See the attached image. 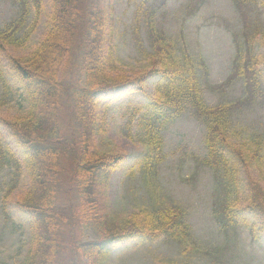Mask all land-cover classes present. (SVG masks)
Returning a JSON list of instances; mask_svg holds the SVG:
<instances>
[{"label":"trees","instance_id":"1","mask_svg":"<svg viewBox=\"0 0 264 264\" xmlns=\"http://www.w3.org/2000/svg\"><path fill=\"white\" fill-rule=\"evenodd\" d=\"M14 1L19 5V13L0 28V109L9 105L13 92L2 54L8 46L26 48L44 13V0ZM167 2L141 0L139 4V10L148 5L151 50L143 52L147 61L135 72L124 70V61L115 52L110 15L113 9L107 0H52L42 39L29 51L10 57L28 102L21 113L3 116L0 110V120L10 129L24 157L22 162L0 136V174L6 168L9 176L1 203L6 218L10 217V196L23 178H28L17 205L20 214L30 221L31 239L24 259L17 264H57L69 219H74L70 223L72 237L84 224L96 226L104 233L102 239L86 241L85 245L73 241V250L79 251L77 256L82 264H107L108 255L117 247L143 237L153 240L160 233L170 235L187 251L191 228L186 222V211L159 199L155 176L165 158L164 131L168 123L189 108L206 125L208 154L203 163L223 180L214 207L222 230L235 229L241 212L247 211L255 216V221L245 216L242 220L254 237L258 229L264 232L262 144L257 141L250 150L246 144L230 140L234 125L232 107L236 102L251 104L258 98L264 66L252 50L243 51L239 46L232 71L245 94L234 103L208 104L200 76L205 62L195 59L186 48L180 52L158 31L157 13ZM235 2L242 12L245 0ZM246 42L252 45L249 39ZM155 74L160 78L155 94L149 95L147 82ZM117 88L123 94L140 91L145 95L143 102L130 110L125 126L128 138L137 135L145 145L138 164L153 204L140 207L119 224L110 225L113 217L106 215L108 187L113 173L127 156L108 137L105 111L115 100L113 93ZM65 166L69 167L64 175ZM241 166L247 172L244 207H239ZM252 167L258 170L259 178L252 174ZM59 189L72 196L63 198Z\"/></svg>","mask_w":264,"mask_h":264},{"label":"rangeland","instance_id":"2","mask_svg":"<svg viewBox=\"0 0 264 264\" xmlns=\"http://www.w3.org/2000/svg\"><path fill=\"white\" fill-rule=\"evenodd\" d=\"M140 2L107 0L108 6L113 9L110 15L115 52L124 61L123 69L131 72L142 68L147 61L143 52L151 50L148 5L139 10ZM236 3L235 0H168L157 13L158 31L180 52L186 48L195 59L202 58L205 62L206 68L202 67L200 76L204 98L210 105L233 102L245 94L243 85L232 71L239 46L243 51L252 50L264 66V0H245L243 15ZM51 9L52 0H44L41 23L26 48L8 46L2 54L4 70L13 87L11 102L0 109L3 116L24 112L28 106L26 92L13 70L10 57L29 51L42 39ZM18 13L17 2L0 0V28ZM159 78V74L149 78L147 94H155ZM262 80L260 95L251 104L233 102L234 125L230 140L246 144L250 150L258 141L262 144L264 155V75ZM113 94L115 100L105 111L108 137L127 156L113 173L108 187L106 215L113 217L110 225L119 224L140 207L153 204L151 191L138 164L145 145L137 135L128 138L125 126L130 110L143 102L145 95L140 91L123 94L119 88ZM0 136L3 143L9 145L24 162L21 147L1 120ZM205 136L206 125L193 108L168 123L164 131L165 158L155 176L159 199L166 205L175 204L186 211V222L191 228L187 251L180 242L166 233H160L153 240L143 237L117 247L108 255L107 264H264V232L258 229L254 237L242 220L245 216L249 221H255L252 213L241 212V220L229 232L222 230L217 222L214 207L223 180L220 174L203 163L202 159L208 154ZM68 167L65 166L64 175ZM251 171L254 176L260 177L256 167H252ZM240 177L242 194L239 207H244L247 203V172L243 166L240 167ZM8 178V169L5 168L0 174V261L17 264L24 259L31 239L30 221L20 214L17 205V200L28 186V178L25 176L10 196V217L6 218L1 203L7 191ZM62 186L63 183L59 188ZM59 194L63 198L72 196L64 189ZM71 220L74 221L69 219L70 223ZM70 223L64 228L57 264H82L80 256H77L79 251L73 250V241L85 245L86 241L100 240L104 236L96 226L84 224L82 230L72 237Z\"/></svg>","mask_w":264,"mask_h":264},{"label":"bare ground","instance_id":"3","mask_svg":"<svg viewBox=\"0 0 264 264\" xmlns=\"http://www.w3.org/2000/svg\"><path fill=\"white\" fill-rule=\"evenodd\" d=\"M170 236V235H169ZM171 237V236H170ZM172 238V237H171ZM173 239V238H172Z\"/></svg>","mask_w":264,"mask_h":264}]
</instances>
